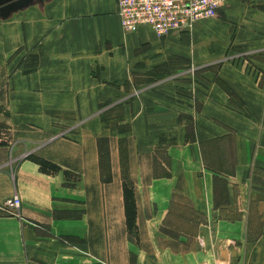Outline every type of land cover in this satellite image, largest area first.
Returning <instances> with one entry per match:
<instances>
[{
  "label": "crops",
  "instance_id": "crops-1",
  "mask_svg": "<svg viewBox=\"0 0 264 264\" xmlns=\"http://www.w3.org/2000/svg\"><path fill=\"white\" fill-rule=\"evenodd\" d=\"M187 32H124L115 0L0 5V204L19 199L0 210V264H264V0H224ZM173 57L200 82L145 84L103 122L115 85Z\"/></svg>",
  "mask_w": 264,
  "mask_h": 264
},
{
  "label": "built area",
  "instance_id": "built-area-1",
  "mask_svg": "<svg viewBox=\"0 0 264 264\" xmlns=\"http://www.w3.org/2000/svg\"><path fill=\"white\" fill-rule=\"evenodd\" d=\"M224 0H115L116 15L124 32L149 27L158 37L171 31H189L201 18L214 17ZM19 199L12 195L2 201L0 210L17 209Z\"/></svg>",
  "mask_w": 264,
  "mask_h": 264
},
{
  "label": "rangeland",
  "instance_id": "rangeland-1",
  "mask_svg": "<svg viewBox=\"0 0 264 264\" xmlns=\"http://www.w3.org/2000/svg\"><path fill=\"white\" fill-rule=\"evenodd\" d=\"M199 70L200 69L195 70L192 66H189L188 63L184 61L183 59L173 57L168 61L167 65L165 66L159 67L158 69L155 68L152 71H149L143 75L141 74L135 75L133 78L129 79L128 81H124L120 84L115 85L118 90L117 96L113 98L112 101H108L107 104L105 103L100 107V110L104 111V108L107 107L109 104L115 105L108 111L103 112L102 114L103 122L105 124H110V125L115 124L116 121H118L117 120L118 117L120 116V107L117 105H120L121 101H123L126 98V96L136 95L142 86L151 85L152 82L155 83L156 80H161L163 78L170 80L174 83H181V82H186V81H190L191 83H194V82L197 83V82H200L201 80L199 76ZM190 129H191V126L189 124L186 125V131L188 132V130ZM173 140H175L173 136L165 135V137L161 139V143L164 144L165 142H169ZM127 142H128L127 138H123L119 142L120 149H121V155L123 153V155L121 156L122 166H123L122 167L123 178L127 176V172H126V158H127L126 153H127V146H128ZM213 145L214 144H205L204 146L205 151H208V149H210L209 147ZM102 147L104 148L105 145L101 146V149H103ZM157 153L159 154L160 158H162L163 160H166L160 146L159 148H157ZM206 157L209 160L213 158V156L210 154H206ZM228 160H229V156H228ZM163 172H165L164 167L160 166L159 163L155 159H153L152 173L158 174V173H163Z\"/></svg>",
  "mask_w": 264,
  "mask_h": 264
},
{
  "label": "trees",
  "instance_id": "trees-1",
  "mask_svg": "<svg viewBox=\"0 0 264 264\" xmlns=\"http://www.w3.org/2000/svg\"><path fill=\"white\" fill-rule=\"evenodd\" d=\"M5 127L0 125V134L3 135L5 132ZM31 161L35 162L39 170L48 173V174H54L59 170V167L45 159H42L40 157H37L35 155H28L27 156ZM63 174L65 177H68L70 174L67 171H63ZM164 175L167 174V172L163 173ZM122 186H121V194H122V206H123V215H124V223L125 228L128 234H132L137 239V227L135 224V199H134V190L133 186L129 181L122 180Z\"/></svg>",
  "mask_w": 264,
  "mask_h": 264
},
{
  "label": "water",
  "instance_id": "water-1",
  "mask_svg": "<svg viewBox=\"0 0 264 264\" xmlns=\"http://www.w3.org/2000/svg\"><path fill=\"white\" fill-rule=\"evenodd\" d=\"M12 0H0V5L11 2Z\"/></svg>",
  "mask_w": 264,
  "mask_h": 264
}]
</instances>
